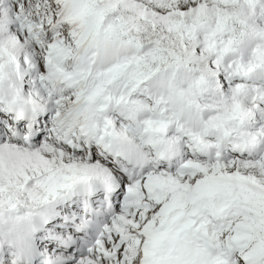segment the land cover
<instances>
[{
    "label": "snow or ice",
    "instance_id": "snow-or-ice-1",
    "mask_svg": "<svg viewBox=\"0 0 264 264\" xmlns=\"http://www.w3.org/2000/svg\"><path fill=\"white\" fill-rule=\"evenodd\" d=\"M0 264H264V0H0Z\"/></svg>",
    "mask_w": 264,
    "mask_h": 264
}]
</instances>
